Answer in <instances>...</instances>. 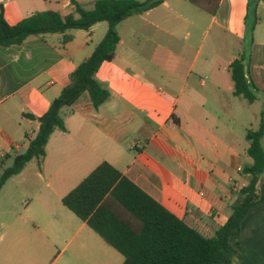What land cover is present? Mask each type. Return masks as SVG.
I'll return each instance as SVG.
<instances>
[{
	"label": "crops",
	"instance_id": "crops-1",
	"mask_svg": "<svg viewBox=\"0 0 264 264\" xmlns=\"http://www.w3.org/2000/svg\"><path fill=\"white\" fill-rule=\"evenodd\" d=\"M216 1L209 14L187 0H165L117 25L115 58L95 75L109 99L93 109L85 93L66 107L65 130L50 136L45 157L31 160L0 190L1 196L12 182L22 196L19 212H3L0 241L8 238L0 264H122L117 251L62 205L103 162L204 236L226 223L248 183L242 173L252 162L247 127L257 120L258 129L264 121V1L256 4L250 33L245 15L251 0ZM73 3L90 11L95 0H0L11 26L45 11L72 15ZM106 29L100 22L87 32L30 36L0 47V155L26 150L38 123L25 115L47 111ZM64 35L71 40L64 42ZM241 54L256 95L252 104L233 95L229 65ZM240 100L258 105V113L246 116ZM224 160L235 163L236 176L226 173ZM262 221L264 193L262 205L245 216L230 242L239 255L233 264H264L252 243Z\"/></svg>",
	"mask_w": 264,
	"mask_h": 264
},
{
	"label": "trees",
	"instance_id": "trees-1",
	"mask_svg": "<svg viewBox=\"0 0 264 264\" xmlns=\"http://www.w3.org/2000/svg\"><path fill=\"white\" fill-rule=\"evenodd\" d=\"M164 1L95 0L94 8L90 11L73 3L75 11L72 15L64 16L53 11L34 13L13 26L5 21L0 4L1 48L19 45L30 36L65 34L72 30L87 32L96 23L104 22L107 25L102 40L70 74L69 84L50 103L47 111L40 117L25 115L38 123V130L24 152L0 159V190L31 160L45 157L50 136L55 131L65 130L61 117L63 108L71 107L85 93L93 109L109 99V91L97 81L95 75L101 64L115 58L119 42L117 25L131 16L143 15L155 9ZM187 1L209 14H213L217 6L216 0ZM259 1L254 0L247 5L245 23L249 33L257 23L255 8ZM206 2L209 7L205 6ZM249 19L250 25L247 23ZM70 40V35H64V42ZM246 59L241 54L229 65V73L233 95L252 104L256 95L245 78ZM263 138L262 120L257 130L246 131L247 156L252 162L242 169V173L248 176V183L238 191L226 223L211 237L187 226L107 162L98 165L64 196L62 205L117 251L123 257L122 264H233L239 255L230 242L239 236L245 216L263 203Z\"/></svg>",
	"mask_w": 264,
	"mask_h": 264
},
{
	"label": "rangeland",
	"instance_id": "rangeland-1",
	"mask_svg": "<svg viewBox=\"0 0 264 264\" xmlns=\"http://www.w3.org/2000/svg\"><path fill=\"white\" fill-rule=\"evenodd\" d=\"M252 2L254 0H251ZM250 20H248V25H250ZM243 105H245V110H244V114L246 116H249V115H252V114H257L258 111H259V106L258 105H253V106H248V104L243 101V100H240ZM250 109V110H249ZM68 109L65 108L62 110V114H63V117H64V113H66ZM61 114V115H62ZM263 118H264V101H263ZM249 124V123H248ZM252 125H248L247 128H252V129H257V124H258V121L257 120H253ZM252 126V127H250ZM262 147L264 149V140H262ZM223 164L226 166V173L230 176H236V173H235V169H236V165L233 161H230V160H224L222 161ZM10 163L8 162V165ZM0 173H1V170H0ZM18 188H15L12 184V182L9 184V186L3 191L1 192V196H0V222L2 220H4V211L6 212H19L21 210V204L19 203L22 199V196L19 195L20 191L17 192ZM20 190V189H19ZM22 194V193H21ZM7 199H10L12 201V203L14 204V206L11 205V203L7 200ZM257 211H260V215H261V212L263 213V208H259ZM13 214V213H12ZM7 216H5L6 218ZM257 228H260V231H259V239H255V240H252V243H254V247L257 246L256 250L257 251H261V254H262V259L264 260V256H263V234H264V224H263V221L260 223L259 227ZM3 228L0 226V236L3 234ZM7 238H4V240L2 239L0 241V248L4 246V243L5 241H7ZM231 243H233V240L231 241ZM234 245V244H233ZM62 247V245H60V248L56 249L55 250V253H57V250H60Z\"/></svg>",
	"mask_w": 264,
	"mask_h": 264
},
{
	"label": "built area",
	"instance_id": "built-area-1",
	"mask_svg": "<svg viewBox=\"0 0 264 264\" xmlns=\"http://www.w3.org/2000/svg\"><path fill=\"white\" fill-rule=\"evenodd\" d=\"M0 157H3V155H0Z\"/></svg>",
	"mask_w": 264,
	"mask_h": 264
}]
</instances>
